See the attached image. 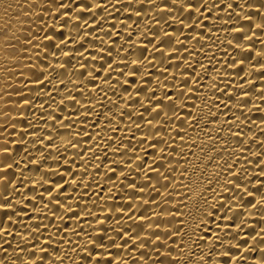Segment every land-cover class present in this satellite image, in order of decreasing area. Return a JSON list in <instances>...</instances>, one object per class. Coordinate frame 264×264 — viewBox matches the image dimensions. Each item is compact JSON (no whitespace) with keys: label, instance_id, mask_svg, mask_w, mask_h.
<instances>
[{"label":"bare ground","instance_id":"6f19581e","mask_svg":"<svg viewBox=\"0 0 264 264\" xmlns=\"http://www.w3.org/2000/svg\"><path fill=\"white\" fill-rule=\"evenodd\" d=\"M0 264H264V0H0Z\"/></svg>","mask_w":264,"mask_h":264},{"label":"snow or ice","instance_id":"6c2138e0","mask_svg":"<svg viewBox=\"0 0 264 264\" xmlns=\"http://www.w3.org/2000/svg\"><path fill=\"white\" fill-rule=\"evenodd\" d=\"M61 7H63V5H61ZM189 7L191 8V7H192V5H191V4H189Z\"/></svg>","mask_w":264,"mask_h":264}]
</instances>
